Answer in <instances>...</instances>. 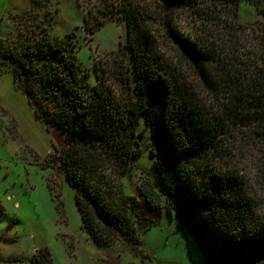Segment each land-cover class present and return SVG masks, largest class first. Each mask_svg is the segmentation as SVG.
<instances>
[{
    "label": "trees",
    "instance_id": "16d2710c",
    "mask_svg": "<svg viewBox=\"0 0 264 264\" xmlns=\"http://www.w3.org/2000/svg\"><path fill=\"white\" fill-rule=\"evenodd\" d=\"M243 1L264 14V0H99L84 11L83 38L109 18L125 24L127 38L112 63L95 58L94 85L77 56V30L55 33L56 16L42 20L49 22L38 39L0 52V69L27 85L36 116L63 132L51 159L97 245L115 233L139 249L164 207L177 214L204 264H264V213L232 159L246 137L264 140V46L236 54L246 46L234 21ZM183 9L202 17L187 33L177 22ZM223 13L234 22L222 31ZM147 128L153 177L130 194L123 179L139 162ZM31 264L55 263L48 248H37Z\"/></svg>",
    "mask_w": 264,
    "mask_h": 264
},
{
    "label": "rangeland",
    "instance_id": "374dc122",
    "mask_svg": "<svg viewBox=\"0 0 264 264\" xmlns=\"http://www.w3.org/2000/svg\"><path fill=\"white\" fill-rule=\"evenodd\" d=\"M31 1L0 0L1 54L6 50L18 51L25 47V42L38 39L45 31L42 26L49 22L42 20L56 16L55 33L64 35L77 30L74 40L81 43L77 56L82 67L90 71L88 81L94 85L97 82L93 69L95 58H105V66L109 60L112 63L119 41L125 42L127 38L125 24L106 19L93 38L86 40L85 31L79 30L84 11L99 0H78L81 8L77 0H59V3L34 0L33 6ZM253 6L247 1L241 2L234 20L242 24L246 39V46H241L242 52H236L238 55L258 52L260 45L264 46V14L262 9ZM178 12L177 22L183 32L202 22L197 12L186 9ZM226 13L220 20L222 31L234 22L228 21ZM165 50L170 57L169 50ZM181 65L185 67V62ZM4 76L8 78L9 74ZM4 86L6 98L0 105L3 126L0 125V264H31L37 248H48L55 264H204L193 237L183 230L177 214L164 207L158 222L141 235L139 249H131L119 238L122 235L115 233L110 244L97 245L82 228L75 190L51 159L55 144L64 143L63 132L61 139L56 140L53 129L36 116L20 87ZM144 128L142 122L140 130ZM246 139L248 143L234 150L232 159L264 213V140L258 136ZM153 146L151 131L147 128L139 138V162L132 174L123 179L128 193L134 194L146 178L153 177L150 155ZM150 211L151 208L145 209V213Z\"/></svg>",
    "mask_w": 264,
    "mask_h": 264
},
{
    "label": "crops",
    "instance_id": "0c3cea01",
    "mask_svg": "<svg viewBox=\"0 0 264 264\" xmlns=\"http://www.w3.org/2000/svg\"><path fill=\"white\" fill-rule=\"evenodd\" d=\"M27 8H25V9H27ZM25 9H23V10H25ZM18 11H16V12H18ZM16 12H14V13H16ZM12 16H14V15H12ZM0 22H2V21H0ZM6 73L9 74L8 78L7 77L4 78L5 77L4 75H6ZM4 85H6V86L8 85V86H10L13 89H19L18 84L16 83V81H15V79L13 77V74L11 72H9V71H2L0 69V105H2V103L5 101V98H6L5 97V95H6V88H5ZM0 125L2 126L1 121H0Z\"/></svg>",
    "mask_w": 264,
    "mask_h": 264
},
{
    "label": "water",
    "instance_id": "95a60500",
    "mask_svg": "<svg viewBox=\"0 0 264 264\" xmlns=\"http://www.w3.org/2000/svg\"><path fill=\"white\" fill-rule=\"evenodd\" d=\"M20 90L26 94V95H29V92L27 90V85L26 84H21L20 85ZM52 135L54 136V138H56V140H60L61 137H62V132L59 128H55L52 130Z\"/></svg>",
    "mask_w": 264,
    "mask_h": 264
}]
</instances>
